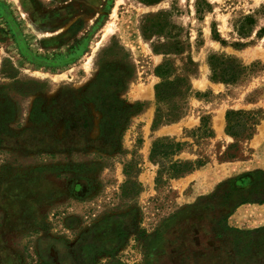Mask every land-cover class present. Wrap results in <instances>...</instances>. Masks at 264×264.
Returning <instances> with one entry per match:
<instances>
[{
  "label": "rangeland",
  "instance_id": "rangeland-1",
  "mask_svg": "<svg viewBox=\"0 0 264 264\" xmlns=\"http://www.w3.org/2000/svg\"><path fill=\"white\" fill-rule=\"evenodd\" d=\"M1 1L10 10L0 15V264H264L256 215L246 212L236 227L227 209L213 208L220 196L202 201L264 170V11L245 36L235 30L264 0H205L211 9L203 0ZM158 13L169 33L146 39L144 20ZM175 42L178 54L154 52ZM127 53L135 77L120 99L144 107L122 131L104 121L93 85L102 71L124 69ZM213 55L259 64L258 72L215 82ZM166 59L191 92L180 119L153 130L156 69ZM229 110L261 114L252 139L230 151L239 158L224 160L236 143L226 133ZM204 118L214 137L195 144L190 132ZM160 137L192 145L176 159L208 163L158 187L150 152ZM129 164L138 195L124 191Z\"/></svg>",
  "mask_w": 264,
  "mask_h": 264
},
{
  "label": "trees",
  "instance_id": "trees-1",
  "mask_svg": "<svg viewBox=\"0 0 264 264\" xmlns=\"http://www.w3.org/2000/svg\"><path fill=\"white\" fill-rule=\"evenodd\" d=\"M156 2V1H155ZM203 4L208 9L212 8L211 3L203 0ZM264 11V7L255 12V14L247 15L240 18L235 23V30L238 35L245 36L246 33L256 25V15ZM197 13L200 14L199 9ZM164 13L149 15L144 20L142 33L146 39H151L154 35L168 34V23L163 20ZM258 32V34H260ZM214 37L218 38V33H214ZM242 44H236L240 47ZM117 48V46H116ZM156 54H178L182 51L180 43L175 42L173 45H154ZM114 48L107 50V53H113ZM125 64L122 70L102 71L94 83V102L103 113L104 121L108 120L122 131L126 130L131 123V117L140 112L144 107L143 104L137 103L134 107L125 105V102L120 99V95L124 93L129 84L135 77V70L130 55L125 54ZM192 64H194L191 61ZM209 66L211 68V79L215 82L224 84H237L248 81V79L258 72L259 64L245 65L238 58L233 56L213 55L209 58ZM156 75L161 79V82L156 85L155 93L158 103L156 116L154 119L153 130H156L162 125H169L176 122L182 116V106L180 100L184 99L190 92L191 87L186 77L175 76L172 62L168 59L164 61L156 69ZM96 96V97H95ZM163 105H168L167 111L163 110ZM137 109V111H136ZM261 112H245L229 110L226 113V133L236 140L224 155V160H233L239 158L237 153H230L233 149H237L241 140H250L255 134L256 126L259 124ZM264 119V117H263ZM208 119L202 120L201 127L193 130L190 134L195 139V144L204 139L214 137L213 130L207 124ZM192 147L188 142L177 141L176 138L160 137L154 140L150 152V160L153 164L158 165L156 176V185L159 187L171 180L180 179L187 174L199 170L206 166L208 160L199 157L196 160H180L176 159L186 148ZM199 155V154H198ZM134 164L126 166L125 174L128 177L124 191L134 190L138 195L143 191V186L137 180L136 175L131 173ZM244 179H248V189H243L240 185L244 184ZM240 184V185H239ZM220 196L222 203L213 205L214 209H227L230 218L237 209L247 204H264V170H255L247 173L242 177L234 180L223 182L218 187V192L210 198H203L202 201L212 200ZM227 220V218H226ZM227 227V226H226ZM228 228V227H227Z\"/></svg>",
  "mask_w": 264,
  "mask_h": 264
},
{
  "label": "crops",
  "instance_id": "crops-1",
  "mask_svg": "<svg viewBox=\"0 0 264 264\" xmlns=\"http://www.w3.org/2000/svg\"><path fill=\"white\" fill-rule=\"evenodd\" d=\"M5 5L6 4H4L0 0V15L7 16V13L5 12L9 11L10 9H8ZM246 212H250V213H253V215H256L255 218H253L255 219L254 223H256V225L253 226L254 228H260L264 226V204L263 205H259V204L243 205L242 207L238 209V211L235 214H233L229 218V223L231 224L232 222L236 227H239L238 225H236L237 223L245 225L247 221L249 220V218L246 217L245 215Z\"/></svg>",
  "mask_w": 264,
  "mask_h": 264
},
{
  "label": "bare ground",
  "instance_id": "bare-ground-1",
  "mask_svg": "<svg viewBox=\"0 0 264 264\" xmlns=\"http://www.w3.org/2000/svg\"><path fill=\"white\" fill-rule=\"evenodd\" d=\"M113 31V29H111V26H109L105 32V34L103 35V40L106 39L108 37L109 34H111ZM100 45V43L98 44V46Z\"/></svg>",
  "mask_w": 264,
  "mask_h": 264
}]
</instances>
